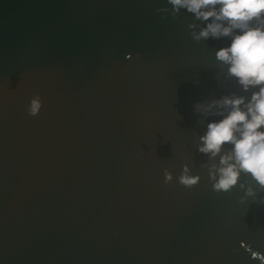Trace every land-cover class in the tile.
I'll return each mask as SVG.
<instances>
[{
    "label": "water",
    "instance_id": "obj_1",
    "mask_svg": "<svg viewBox=\"0 0 264 264\" xmlns=\"http://www.w3.org/2000/svg\"><path fill=\"white\" fill-rule=\"evenodd\" d=\"M165 3L0 0V264H261L264 189L198 150L228 38Z\"/></svg>",
    "mask_w": 264,
    "mask_h": 264
},
{
    "label": "clouds",
    "instance_id": "obj_2",
    "mask_svg": "<svg viewBox=\"0 0 264 264\" xmlns=\"http://www.w3.org/2000/svg\"><path fill=\"white\" fill-rule=\"evenodd\" d=\"M158 11L172 16L183 11L199 21V31L192 32L195 40L228 38L216 48L214 58L226 66L227 75L246 95H224L204 106V110L215 107L219 118L207 123L198 150L216 156L229 146L220 155L214 191H230L239 184L241 174L264 189V0H166ZM41 108V97L33 95L28 115H37ZM169 179L166 174L165 182ZM198 181V176L179 178L185 187ZM245 196H255V189L247 188ZM260 202L264 203V197ZM241 246L251 251L244 241ZM251 257L264 264V253L251 251Z\"/></svg>",
    "mask_w": 264,
    "mask_h": 264
}]
</instances>
